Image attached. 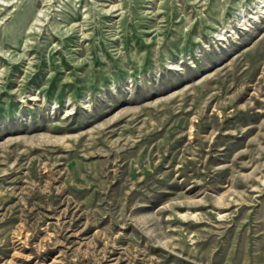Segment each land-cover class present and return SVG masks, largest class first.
Returning <instances> with one entry per match:
<instances>
[{
	"label": "rangeland",
	"instance_id": "374dc122",
	"mask_svg": "<svg viewBox=\"0 0 264 264\" xmlns=\"http://www.w3.org/2000/svg\"><path fill=\"white\" fill-rule=\"evenodd\" d=\"M0 264H264V0H0Z\"/></svg>",
	"mask_w": 264,
	"mask_h": 264
}]
</instances>
